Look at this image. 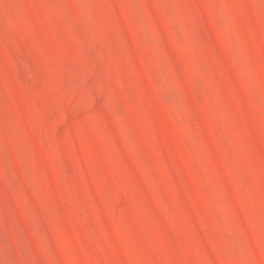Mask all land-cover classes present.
Returning a JSON list of instances; mask_svg holds the SVG:
<instances>
[{"label":"rangeland","instance_id":"1","mask_svg":"<svg viewBox=\"0 0 264 264\" xmlns=\"http://www.w3.org/2000/svg\"><path fill=\"white\" fill-rule=\"evenodd\" d=\"M0 264H264V0H0Z\"/></svg>","mask_w":264,"mask_h":264}]
</instances>
